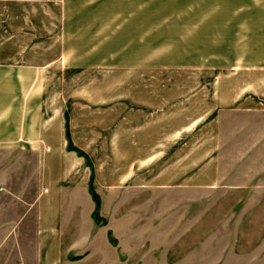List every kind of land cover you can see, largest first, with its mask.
<instances>
[{"label":"rangeland","instance_id":"374dc122","mask_svg":"<svg viewBox=\"0 0 264 264\" xmlns=\"http://www.w3.org/2000/svg\"><path fill=\"white\" fill-rule=\"evenodd\" d=\"M237 1L0 0V49L33 66L24 73L34 82L31 106L41 101L53 118L66 101L74 136L77 129L91 147L110 127L121 133L125 96H202L217 17L233 15ZM223 138L222 172L234 173L228 183L108 196V215L98 221H111L110 239L122 242L116 232L127 208L133 235L146 239L130 248L134 264H264V144L241 151L264 130L228 129ZM36 190V153L0 151V264L31 257L34 222L18 237L15 212Z\"/></svg>","mask_w":264,"mask_h":264},{"label":"crops","instance_id":"0c3cea01","mask_svg":"<svg viewBox=\"0 0 264 264\" xmlns=\"http://www.w3.org/2000/svg\"><path fill=\"white\" fill-rule=\"evenodd\" d=\"M233 7V15L217 17L202 96H125L121 133L110 127L91 147L77 139V129L74 136L66 101L53 118L41 101L31 106L34 82L24 73L33 66H20L18 53L0 49V151L36 153V195L15 212L14 227L23 237L25 223L34 222L31 257L21 254L17 264H134L130 248L145 247L146 239L133 235L131 210L123 211V232H116L122 242L110 239L111 221H98L108 215L104 202L111 195L228 183L234 173L222 172L224 132L264 130V0ZM263 144L254 138L241 151Z\"/></svg>","mask_w":264,"mask_h":264},{"label":"trees","instance_id":"16d2710c","mask_svg":"<svg viewBox=\"0 0 264 264\" xmlns=\"http://www.w3.org/2000/svg\"><path fill=\"white\" fill-rule=\"evenodd\" d=\"M77 151V150H76ZM78 153H79V151H77ZM92 199L94 200V202H95V209L97 210L98 209V206H99V202H98V197H97V195H93V193H92ZM96 215V213H94V216Z\"/></svg>","mask_w":264,"mask_h":264}]
</instances>
